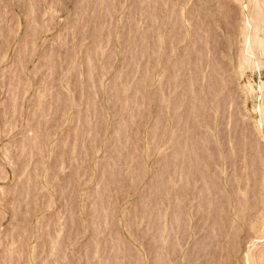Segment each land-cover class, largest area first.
<instances>
[{
	"label": "rangeland",
	"instance_id": "rangeland-1",
	"mask_svg": "<svg viewBox=\"0 0 264 264\" xmlns=\"http://www.w3.org/2000/svg\"><path fill=\"white\" fill-rule=\"evenodd\" d=\"M238 1L0 0V264H264Z\"/></svg>",
	"mask_w": 264,
	"mask_h": 264
},
{
	"label": "bare ground",
	"instance_id": "bare-ground-1",
	"mask_svg": "<svg viewBox=\"0 0 264 264\" xmlns=\"http://www.w3.org/2000/svg\"><path fill=\"white\" fill-rule=\"evenodd\" d=\"M237 1H238V0H237ZM245 1H246V0H245ZM245 1H244V2H245ZM251 1H252V0H251ZM259 1H261V0H259ZM238 2H239V1H238ZM240 2H241V1H240ZM240 2H239V3H240ZM252 2H253V1H252ZM245 3H248L249 6H252V4L250 5L251 2H250V3H249V2H245ZM254 3H255V2H254ZM242 4H244V3H242ZM248 4H246V5L248 6ZM256 4H259V2H257ZM256 4H255V5H256ZM240 5H241V4H240ZM256 6H257V5H256ZM259 6H260L259 9H258V7H257V8L255 7V8H256V10L258 9V11L261 12V13L259 12V13L261 14V18H262V19L260 18V21L264 22V0L261 1V4H260ZM241 7L244 8L242 5H241ZM253 8H254V5H253ZM253 8H252V11L255 10V9H253ZM244 9H245V8H244ZM246 9L249 10L247 7H246ZM241 10H242V9L240 8V11H241ZM256 10H255V11H256ZM242 11H244V10H242ZM242 11H241V13H243ZM250 11H251V9H250ZM250 11H249V12H250ZM255 11H254V12H255ZM258 11H256L255 14H256ZM247 12H248V11H247ZM249 12H248V13H249ZM254 12H253L252 14H254ZM259 13H257L258 17H259ZM245 14H246V13H245ZM249 14H250V13H249ZM249 14H246V15L249 16ZM255 14H254V16H255ZM248 16H245V18H246V17L248 18ZM251 16H252V15H251ZM243 18H244V17H243ZM253 19H255V22H252V21H254ZM253 19H252V21H251L252 24H253V23H256V19L258 20L257 17H254ZM249 20H250V19H249ZM242 22H243V21H242ZM248 22H249V21H248ZM251 22H249V23L251 24ZM262 22H260V23H262ZM260 23H259V20H258V25H259V26H260V25L262 26V24H260ZM243 24L246 25V19H244V23H243ZM250 24H249L248 26H246V28L249 27V29H250ZM252 24H251V25H252ZM256 25H257V24H256ZM254 26H255V25H254ZM257 27H258V26H257ZM257 27H256V29L259 30ZM259 28H261V27H259ZM249 29H248V31H249ZM254 29H255V28H254ZM261 29H262V28H261ZM241 30H242V28H241ZM244 30H245V27H244ZM259 31H260V30H259ZM259 31H258V32H259ZM242 32H243V31H242ZM256 32H257V31H256ZM246 33H249V32H245V34H246ZM253 33H255V31H254ZM257 34H258V33H257ZM241 35H243V34H241ZM241 35H240V36H241ZM254 35H255V34H254ZM246 36H247V35H246ZM241 37H242V36H241ZM249 37H251L252 39H250ZM248 38H249V40H247V37H245V40H244L245 42H243V43H246V44H244V45H245V47H246V48H245V49H246V52L249 54V56H250V54H253V55H254L253 51H254L255 49L261 50V51H263V53H264V43L261 42V41H262V40H260L261 38L259 39L257 36L254 37L253 34H252L251 36H250V34H248ZM243 49H244V48H243ZM255 51H256V50H255ZM255 51H254V52H255ZM243 52H244V51H243ZM246 52H245V53H246ZM258 52H260V51H258ZM243 54H244V53H243ZM260 55L262 56L263 54H260ZM245 56H247V55H245ZM245 56H244V57H245ZM249 56L245 57L244 60H245L246 58H249ZM255 57H257V56L255 55L254 57H252V55H251V58H250V59L255 58ZM248 60H249V59H248ZM245 61H246V60H245ZM252 62L255 64V63L257 62V60L254 59V60H252ZM260 63H261V62H260ZM243 64H246V62L243 63ZM247 64H248V62H247ZM257 64H259V63H257ZM251 65H252V64H251ZM259 65H260V64H259ZM243 66H244V65H243ZM246 66H248V65H246ZM252 66H253V65H252ZM255 66H256V65H255ZM258 89H259V88H258ZM260 90H261V89H260ZM258 93H259V92H258ZM263 98H264V97H263ZM263 98H261V99H262V103L264 102ZM263 104H264V103H263ZM260 105H261V104H259V106H260ZM196 108H197V107H196ZM196 108H195V109H196ZM258 108H259V107H258ZM260 108H261V106H260ZM198 109H199V108H198ZM198 109H197V110H198ZM256 109H257V108H256ZM262 109H264V108L262 107ZM200 110H201V109H200ZM200 110H199V112H200ZM195 111H196V110H195ZM197 112H198V111H197ZM255 112H256V110H255ZM262 112H264V111H262ZM201 113H202V112L197 113V115H198V114H201ZM201 115H202V114H201ZM201 115H200V116H201ZM260 115H261V114H260ZM260 115H259V113H258V117H259ZM198 116H199V115H198ZM200 116L196 119L197 122H199V120L201 119L202 116H201V117H200ZM195 117H196V112H195ZM262 117H263V116H262ZM199 118H200V119H199ZM260 118H261V117H259V119H260ZM259 119H257L258 122H260V120H261L262 118H261L260 120H259ZM262 120H263V119H262ZM262 120H261V122H262ZM200 122H201V121H200ZM261 122H260V123H261ZM263 122H264V121H263ZM200 124H204V123H200ZM262 124H264V123H262ZM257 126H259V125H257ZM263 126H264V125H263ZM263 126H262V127H263ZM258 128H259V127H258ZM259 129H260V131H261V127H260ZM258 132H259V131H258ZM259 133L263 136L262 138H263V141H264V127L262 128V131L259 132ZM257 137H258V134H257ZM262 178H263V179H262ZM262 178H261V182H262V187H263V190H264V175H263ZM259 199H262V198H258V201H259ZM244 200H245V199H244ZM262 200H264V199H262ZM262 200H260V201L262 202ZM258 201H257V202H258ZM261 202H260V204H261ZM263 204H264V203H263ZM263 204H262V205H263ZM244 206H245V205H244ZM262 207H263V206H262ZM261 249H262V248H261ZM255 250H256V249H255ZM250 252H251V250H250ZM250 252H248L247 254H250ZM247 254H246V255H247ZM251 254H252V252H251ZM246 255H245V257H246ZM253 255H254V254H253ZM248 256H249V255H248ZM248 256H247V257H248ZM251 256H252V255H251ZM262 256H263V255H262ZM262 256H261V257H262ZM263 257H264V256H263ZM248 258H249V257H248ZM251 258H252V257H250V259H251ZM253 258H254V257H253ZM253 258H252V259H253ZM250 259H248V260H250ZM252 259H251V260H252ZM260 259H261V258H260ZM244 260H245V259H244ZM245 261H247V260H245ZM252 261H253V260H252ZM252 261H251V263H252ZM248 264H250V263H248Z\"/></svg>",
	"mask_w": 264,
	"mask_h": 264
}]
</instances>
